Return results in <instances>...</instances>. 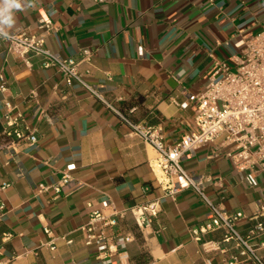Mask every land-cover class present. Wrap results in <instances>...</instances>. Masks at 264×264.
Returning a JSON list of instances; mask_svg holds the SVG:
<instances>
[{"label": "crops", "instance_id": "crops-1", "mask_svg": "<svg viewBox=\"0 0 264 264\" xmlns=\"http://www.w3.org/2000/svg\"><path fill=\"white\" fill-rule=\"evenodd\" d=\"M27 2L33 6L14 12L9 32L44 38L63 58L80 61L91 51L80 65L91 73L89 84L133 122L162 128L168 144L188 132L194 116L188 95L205 89L214 60L239 55L241 31L264 29V0ZM41 19L52 21L51 31L40 29ZM7 46L0 41L7 87L0 92V264H104L96 246L85 245L83 227L94 211L120 213L109 235L130 237L112 264H255L235 243H224L221 231L203 238L217 250L194 241L191 230L206 221L208 209L190 189L167 194L153 165L156 152L82 86H68L39 56L27 65ZM6 116L19 120L12 129L37 142L6 137ZM219 145L194 151L183 167L221 182L208 184L207 195L243 215L237 228L264 260V229L258 230L264 227V176L252 185L230 160L217 157ZM65 174L71 184L57 193ZM153 203L157 217L139 227L131 209Z\"/></svg>", "mask_w": 264, "mask_h": 264}, {"label": "built area", "instance_id": "built-area-1", "mask_svg": "<svg viewBox=\"0 0 264 264\" xmlns=\"http://www.w3.org/2000/svg\"><path fill=\"white\" fill-rule=\"evenodd\" d=\"M105 0H96L102 3ZM52 21L41 19L40 29L51 31ZM241 40L238 44L240 53L231 61L215 59L209 82L205 89L198 94L188 95L189 104L193 106V119L187 124L188 132L168 144L164 131L158 126L147 123H135L128 116L115 110L108 104L96 87L88 82L90 71L82 72L80 65L92 58L91 51H83L80 61L73 58H63L49 51L45 46V39L28 33L9 32V38L0 37V41L8 44L7 53L21 58L30 65L31 56L43 59L44 68L54 67L64 77L68 86L78 84L96 97L130 128L131 133L150 146L157 154L154 167L160 171V185L165 187L167 194L175 197L180 192L192 190L207 207V219L197 228L191 230L194 241L203 243L204 236L218 231L223 233L224 243H235L241 257L251 259L255 264H264L258 249L253 246L248 237H244L237 228L242 219L241 213H229L222 202L210 198L207 185L221 186L220 181H214L209 176H194L183 167V161L194 151L203 146L220 142L218 156L230 160L239 172L246 173V177L256 185L255 176H264V29L257 32H240ZM0 92L5 93L7 87L0 78ZM7 129L5 136L30 144L37 142L35 135H25L22 131L12 129L19 123L18 119L6 116ZM71 184L68 174L55 187L57 193ZM41 190L47 187L41 186ZM109 208L110 203H103ZM3 208V207H1ZM264 215V207L261 208ZM139 227L150 226L152 218L157 217L159 209L156 203L136 206L131 209ZM120 213L114 212L107 216L102 211L92 212L90 219L83 227L85 245L96 246L98 259L104 264H112V258L125 249L130 242L129 236L114 238L109 231L117 225ZM263 225H258L262 231ZM48 233H50L48 231ZM11 235H5L4 240ZM206 250L214 251L218 248L215 243L202 244ZM0 254L2 248L0 247ZM233 263L236 264L237 259Z\"/></svg>", "mask_w": 264, "mask_h": 264}, {"label": "clouds", "instance_id": "clouds-1", "mask_svg": "<svg viewBox=\"0 0 264 264\" xmlns=\"http://www.w3.org/2000/svg\"><path fill=\"white\" fill-rule=\"evenodd\" d=\"M27 0H0V37L9 38V29L14 25V12L32 7Z\"/></svg>", "mask_w": 264, "mask_h": 264}]
</instances>
